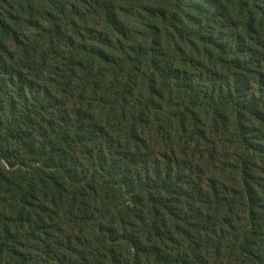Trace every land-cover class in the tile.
Wrapping results in <instances>:
<instances>
[{"label": "trees", "instance_id": "trees-1", "mask_svg": "<svg viewBox=\"0 0 264 264\" xmlns=\"http://www.w3.org/2000/svg\"><path fill=\"white\" fill-rule=\"evenodd\" d=\"M0 264H264V0H0Z\"/></svg>", "mask_w": 264, "mask_h": 264}, {"label": "rangeland", "instance_id": "rangeland-1", "mask_svg": "<svg viewBox=\"0 0 264 264\" xmlns=\"http://www.w3.org/2000/svg\"><path fill=\"white\" fill-rule=\"evenodd\" d=\"M142 41H140V43H141Z\"/></svg>", "mask_w": 264, "mask_h": 264}]
</instances>
